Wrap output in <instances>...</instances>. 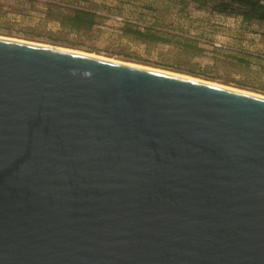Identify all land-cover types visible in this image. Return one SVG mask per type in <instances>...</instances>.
Here are the masks:
<instances>
[{
	"label": "water",
	"instance_id": "1",
	"mask_svg": "<svg viewBox=\"0 0 264 264\" xmlns=\"http://www.w3.org/2000/svg\"><path fill=\"white\" fill-rule=\"evenodd\" d=\"M197 78L0 35V264H264V94Z\"/></svg>",
	"mask_w": 264,
	"mask_h": 264
},
{
	"label": "rangeland",
	"instance_id": "2",
	"mask_svg": "<svg viewBox=\"0 0 264 264\" xmlns=\"http://www.w3.org/2000/svg\"><path fill=\"white\" fill-rule=\"evenodd\" d=\"M0 0V35L102 55L264 94V21L212 10L208 0ZM96 13L89 30L63 21ZM124 27L166 40L134 37Z\"/></svg>",
	"mask_w": 264,
	"mask_h": 264
},
{
	"label": "trees",
	"instance_id": "3",
	"mask_svg": "<svg viewBox=\"0 0 264 264\" xmlns=\"http://www.w3.org/2000/svg\"><path fill=\"white\" fill-rule=\"evenodd\" d=\"M199 1L198 7L202 8L208 0ZM213 1L212 10L219 13L239 14L247 19L264 21V3L261 0H211ZM64 22L69 28L75 30H89L96 23V13L92 10L72 7L64 16ZM124 30L140 39L166 40L157 33L141 31L137 28L124 27Z\"/></svg>",
	"mask_w": 264,
	"mask_h": 264
},
{
	"label": "bare ground",
	"instance_id": "4",
	"mask_svg": "<svg viewBox=\"0 0 264 264\" xmlns=\"http://www.w3.org/2000/svg\"><path fill=\"white\" fill-rule=\"evenodd\" d=\"M2 36H4V35H2ZM45 45H49V44H45ZM52 46H56V45H52ZM56 47H60V48H64V49H69V50H73V51H78V52H82V53H87V54H91V55H95V56H99V57H104V58H108V59H112V58L105 57V56H102V55H97V54H93V53L83 52V51H79V50H75V49H70V48H66V47H61V46H56ZM112 60H115V59H112ZM116 61H121V62L129 63V64H133V65H138V66H142V67L152 68L150 66H145V65L143 66V65H139V64H135V63L127 62V61H122V60H116ZM156 69H159V68H156ZM162 70H164V69H162ZM174 73L194 78L193 76L185 75V74H182V73H178V72H174ZM197 79H199V78H197ZM205 81H208V80H205ZM209 82L215 83V82H212V81H209ZM215 84H220V83H215ZM220 85H223V86H226V87L228 86V87H231V88H235V87H232V86H229V85H224V84H220ZM237 89H239V88H237ZM239 90H242V89H239ZM242 91L249 92V91H246V90H242ZM258 95H260V94H258Z\"/></svg>",
	"mask_w": 264,
	"mask_h": 264
},
{
	"label": "built area",
	"instance_id": "5",
	"mask_svg": "<svg viewBox=\"0 0 264 264\" xmlns=\"http://www.w3.org/2000/svg\"><path fill=\"white\" fill-rule=\"evenodd\" d=\"M261 3H264V0H261Z\"/></svg>",
	"mask_w": 264,
	"mask_h": 264
}]
</instances>
